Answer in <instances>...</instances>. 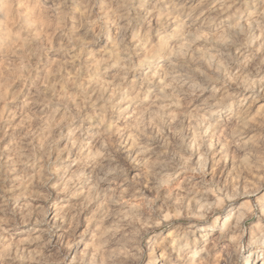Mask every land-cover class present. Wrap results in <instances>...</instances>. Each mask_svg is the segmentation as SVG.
I'll return each instance as SVG.
<instances>
[{
	"label": "clouds",
	"instance_id": "1",
	"mask_svg": "<svg viewBox=\"0 0 264 264\" xmlns=\"http://www.w3.org/2000/svg\"><path fill=\"white\" fill-rule=\"evenodd\" d=\"M0 264H264V0H0Z\"/></svg>",
	"mask_w": 264,
	"mask_h": 264
}]
</instances>
